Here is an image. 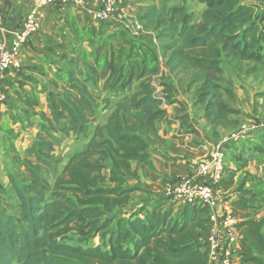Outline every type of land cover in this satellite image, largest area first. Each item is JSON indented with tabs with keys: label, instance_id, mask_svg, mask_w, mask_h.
Segmentation results:
<instances>
[{
	"label": "trees",
	"instance_id": "trees-1",
	"mask_svg": "<svg viewBox=\"0 0 264 264\" xmlns=\"http://www.w3.org/2000/svg\"><path fill=\"white\" fill-rule=\"evenodd\" d=\"M158 1H144L140 22L155 32L179 83L189 89L202 87L195 95L196 104L204 106V117L229 126V115L241 111L227 101V96L236 101V94L232 86L223 84V65L229 60L227 64L234 63L241 71L245 60L264 63V15L255 14V7L246 0H198L206 7L195 19L186 0L173 5L169 0ZM127 43L106 52L101 71L75 58H62L59 81L63 87L49 95V113L44 114L37 140L27 149L24 168L8 172L18 212L9 214L0 207V264H207L209 216L201 218V210L195 207L202 204L177 209L181 220H172L175 206L164 209L167 199L163 195L127 214H112L137 191L136 186L125 185L132 174L131 163L149 159L160 139L157 120L167 113L153 85L159 71L149 63L156 57L153 45L133 39ZM145 47L150 56L140 52ZM122 54L126 56L120 62ZM102 79L105 89L121 94L105 123L97 122L100 96L88 85ZM260 118L255 116L256 123L264 120ZM242 126L231 129L239 131ZM57 132L88 140L68 157L51 182L46 171L57 161L51 156ZM247 133L235 143L264 142V127ZM227 180L226 176L222 186ZM233 206L235 214L244 217V211L260 205L243 195ZM139 211L147 216H140ZM263 222L264 216L239 223L243 235L240 264H263ZM90 231L107 240L106 247L83 246L81 241ZM134 231L143 236L135 238ZM192 244H199L202 252Z\"/></svg>",
	"mask_w": 264,
	"mask_h": 264
},
{
	"label": "crops",
	"instance_id": "crops-1",
	"mask_svg": "<svg viewBox=\"0 0 264 264\" xmlns=\"http://www.w3.org/2000/svg\"><path fill=\"white\" fill-rule=\"evenodd\" d=\"M144 1L125 0L130 21H140L139 13ZM190 1L186 0V5L198 19L206 5L196 0L201 5L199 12H196ZM179 3H183L182 0ZM98 4L99 0H83L81 5L66 3L44 6L40 10V32L33 37L30 45L23 48L20 65L7 72L3 87L8 99L2 106L0 126V173L4 191L17 200L8 172L24 168L27 149L37 140L44 114L49 113V95L63 87L59 81V72L64 69L62 58H75L81 64H90L101 71L105 69L106 52L128 46V39H133L153 45L156 57L149 59V63L159 67L158 73L153 76V85L156 93L165 97L162 106L167 113L157 120L160 139L153 145L149 159L131 163L132 174L126 178L125 185L138 188L131 196L132 210L148 205L151 200L161 196L165 182L196 175V162L222 146L228 149L230 172L227 174L228 180L223 183V190L229 192L234 200L244 195L250 202L260 205L244 211V217L239 216L241 222L261 219L264 216V142L258 139L224 142L237 130L216 125L204 117V106L196 104L195 86L189 89L179 83L170 70L155 32L145 27L143 34L137 35L132 29L113 22L98 23L90 14V10ZM33 6L34 0L1 1L0 38L7 44ZM244 62L249 63L248 68L237 71L231 65L227 69L226 79L236 94L233 107L247 115L245 121L251 125L255 118H247L260 108L264 109V63ZM242 72L245 75L243 78ZM104 82L105 79H102L88 84L100 96L96 115L100 123L107 121L114 103L121 97L120 92L105 89ZM53 138L55 151L51 156L58 162L46 173L59 172L68 157L77 152L78 142L84 139L86 143L88 140L84 136L62 132L54 133ZM7 143L8 151L5 147ZM229 146L232 148L229 149ZM240 262L241 257H237L232 264Z\"/></svg>",
	"mask_w": 264,
	"mask_h": 264
},
{
	"label": "built area",
	"instance_id": "built-area-1",
	"mask_svg": "<svg viewBox=\"0 0 264 264\" xmlns=\"http://www.w3.org/2000/svg\"><path fill=\"white\" fill-rule=\"evenodd\" d=\"M2 0H0L1 3ZM74 3L81 5L83 0H34V6L23 18L13 38L6 43L0 38V124L2 122V106L8 99L3 87L7 72L20 65L21 52L42 27L40 10L47 5ZM91 17L98 23L113 22L123 28L132 29L142 35L145 26L138 20L130 21L127 17L125 0H99L97 7L90 10ZM264 29V18L262 20ZM163 100L165 97L160 96ZM164 102V101H163ZM251 125H243L242 129L225 138L224 142L237 141L250 130L264 127V120ZM226 150L220 146L209 156L196 162L197 174L178 180L165 182L163 196L167 201L182 210L190 204H202L208 209L210 221L206 238L208 247L207 264H232L240 252L242 234L239 229L240 218L235 214L232 195L223 190L222 182L226 178Z\"/></svg>",
	"mask_w": 264,
	"mask_h": 264
},
{
	"label": "rangeland",
	"instance_id": "rangeland-1",
	"mask_svg": "<svg viewBox=\"0 0 264 264\" xmlns=\"http://www.w3.org/2000/svg\"><path fill=\"white\" fill-rule=\"evenodd\" d=\"M162 1H164V0H159V2L161 3ZM168 1V0H167ZM176 1H178V0H169L168 1V4H174ZM245 3L246 4H251L252 6H254L255 7V14H257L258 16H262V15H264V0H246L245 1ZM172 4V5H173ZM190 4H191V7L193 8V9H195V11L196 12H199V10H200V8H201V5L199 4V3H197L196 2V0H192V1H190ZM141 53H143V54H146L147 56H150V53L148 52V49L145 47L144 49H142V51H140ZM122 57H120V62H122V61H124L125 60V57L124 56H126L125 54H122L121 55ZM154 55H152V57H153ZM227 63H229V60H228V62ZM227 63H224V67H225V72H224V76H225V81H224V85H226V86H230L231 87V84L228 82V80L226 79V74H227V69L232 65V66H234L235 68H236V66L237 65H235L234 63L233 64H227ZM130 65V63H128L127 65H126V68L128 69V66ZM248 65H249V63H247V62H243V63H241L240 64V66L243 68V69H246V68H248ZM260 66V65H259ZM241 75H242V78H243V76H245L244 75V72H242V73H240ZM139 83H136V86L138 85ZM232 88V87H231ZM201 89H202V87L200 86L199 87V85H197V86H195V91L194 92H196V93H198V92H200L201 91ZM233 89V88H232ZM227 101L231 104V106H233V105H235V101H233V100H231L228 96H227ZM256 115H260V117L261 118H263L264 119V109H262L261 110V108L258 110V111H256L255 113H253L251 116H249V118H247V119H250V118H255V116ZM247 115H244V114H241L240 112H238V111H234V113H232V114H230L229 115V120L231 121V123H230V125L229 126H226V127H229V128H233V129H237V128H239V127H241L242 125H244L243 124V121H245V117H246ZM260 118V119H261ZM254 122V121H253ZM248 126H249V124H248V122L246 123ZM245 124V125H246ZM246 125V126H247ZM225 126V125H224ZM258 128H260V127H258ZM250 136V135H249ZM83 143H85V140L84 139H82V140H80L79 142H78V145H77V147H76V149L75 150H77V151H80L81 150V148L83 147ZM5 147H6V149H7V151H8V149H9V145H8V143H7V145H5ZM74 150V151H75ZM56 158V157H55ZM58 158V157H57ZM2 168V164H0V169ZM57 173L58 172H48V173H46L47 174V177L49 178V179H51V180H53L55 177H56V175H57ZM1 178H2V176H1V173H0V182H1V185H2V181H1ZM20 182H21V179L19 180ZM0 185V207L1 208H3V210H5V211H7L9 214H16L17 212H18V210H17V208H16V206H15V199L13 198V197H11L10 195H8L7 194V192H5V191H3V187ZM131 201L129 202V203H124V204H122V205H118V208H117V211L115 212H113L112 214L113 215H116L117 216V213L119 214V213H123L124 212V214H127L128 212H130L131 211V209H132V206H131ZM163 207H164V209H166V210H171L170 208H171V204L167 201V202H164L163 203ZM195 207H197L199 210H201V213H200V216H201V218H208V214H207V211H206V209H205V207H203V205H196ZM174 212V215H173V219L172 220H174V219H179V220H181L180 219V217H181V215L179 214V213H177V211H176V209L173 211ZM139 214H140V216H144V217H146L147 215H146V213H142L141 211H139ZM142 214V215H141ZM239 217V216H238ZM24 228H26V226L24 227ZM261 232H262V236H263V238H264V222L262 223V230H261ZM86 236H87V239L86 240H82L81 241V243H82V245L83 246H87V245H98V244H100V245H102L103 247H106V244H107V240L106 241H104L102 238L103 237H101V235H99V234H95V233H93L92 231H90V232H87L86 233ZM133 236L135 237V238H139L140 236H143L141 233H138V232H136V231H134L133 232ZM242 236V238L241 239H243V235H241ZM244 241V240H243ZM73 243H75V242H73ZM130 242H128V244H129ZM192 248L193 249H195L197 252H202V247L199 245V244H192ZM242 243H241V245H240V252H239V254L236 256V257H241L242 258ZM241 255V256H240ZM262 259L264 260V256L262 257ZM241 260H243V259H241ZM237 262V261H236ZM263 264H264V261H263Z\"/></svg>",
	"mask_w": 264,
	"mask_h": 264
}]
</instances>
